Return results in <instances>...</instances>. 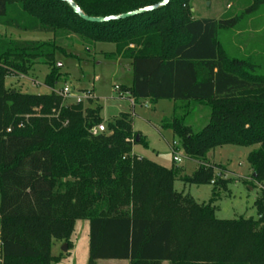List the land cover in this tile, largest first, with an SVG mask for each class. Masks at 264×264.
<instances>
[{
    "label": "trees",
    "instance_id": "obj_1",
    "mask_svg": "<svg viewBox=\"0 0 264 264\" xmlns=\"http://www.w3.org/2000/svg\"><path fill=\"white\" fill-rule=\"evenodd\" d=\"M161 1L72 0L91 18ZM197 1L206 0H171L134 18L93 24L62 0H0V26L53 38L0 37V264L60 262L51 255L52 244L69 250L80 220L89 223V264H264V72L250 59L230 57L219 40L240 18L195 19L190 4ZM251 1L246 13L264 4ZM69 36L91 46L113 45L108 57L130 61L131 84L122 90L134 103H174L172 119L160 128L196 163L190 176L133 153L143 141L130 113L93 136L91 130L103 124L100 106L84 109L53 92L30 95L6 87L9 75L27 76L40 64L49 70L44 86L54 90L62 77L55 57H75L61 47ZM193 104L209 110L198 132L186 124ZM223 146H257L247 157L251 182L261 190L256 219L215 217L214 204L228 182L208 154ZM177 178L211 185L210 200L199 204L175 192Z\"/></svg>",
    "mask_w": 264,
    "mask_h": 264
},
{
    "label": "rangeland",
    "instance_id": "obj_2",
    "mask_svg": "<svg viewBox=\"0 0 264 264\" xmlns=\"http://www.w3.org/2000/svg\"><path fill=\"white\" fill-rule=\"evenodd\" d=\"M229 5V7H227ZM252 5L251 0H206L190 4L195 19H222L236 16L240 21L233 30L224 31L220 42L227 54L236 59H250L264 72V4L254 12L246 13ZM0 37L21 41H51V34L20 32L0 26ZM61 47L74 58L55 57L60 65V82L54 91L68 86L71 94L64 99V104H72L74 96L90 94L91 98L82 101L84 109L101 107L100 117L105 125L120 113L132 115L133 131L141 136L143 143L133 146V153L139 158L149 160L165 169L177 166L183 174L190 176L196 169V163L188 160L178 145L181 162H173L172 144L177 143L168 130H162L161 123L170 121L174 103L171 101H142L134 103L123 92L131 84V63L129 60L110 58L115 48L110 44L91 46L75 36L62 40ZM49 73L47 67L37 64L27 76L11 74L6 80V87L30 95H45L52 92L44 86V78ZM118 87L119 90H115ZM125 94V95H124ZM186 124L194 132L200 131L208 122L209 110L201 105H190ZM257 146H223L208 154L210 165L219 166L222 178L228 182L214 204L215 217L218 220H237L239 218L256 219L255 202L260 196V186L251 182V169L247 163L248 155ZM218 173V172H217ZM174 191L184 193L197 203H207L211 198V185H185L180 179L174 183ZM71 247L62 252L64 243L54 241L51 255L60 257L56 264H89V223L77 221L70 238ZM100 264H128L125 261Z\"/></svg>",
    "mask_w": 264,
    "mask_h": 264
},
{
    "label": "water",
    "instance_id": "obj_3",
    "mask_svg": "<svg viewBox=\"0 0 264 264\" xmlns=\"http://www.w3.org/2000/svg\"><path fill=\"white\" fill-rule=\"evenodd\" d=\"M62 1L65 2L72 9V11L76 15H78L83 21L88 22V23H93V24H103V23H108V22H112V21L126 20L129 18H134V17L140 16V15L155 11L157 9H160V8L167 6L171 0H162L160 3H158L157 5L152 6V7L139 9V10L129 12V13H125V14L115 16V17H106V18L88 17L80 11V9L72 2V0H62ZM58 67H61V66L58 65ZM136 142H138V137H136ZM253 177H254V175H253ZM67 250H68V246H67V244L64 243V245L62 247V252L65 253V252H67Z\"/></svg>",
    "mask_w": 264,
    "mask_h": 264
},
{
    "label": "built area",
    "instance_id": "obj_4",
    "mask_svg": "<svg viewBox=\"0 0 264 264\" xmlns=\"http://www.w3.org/2000/svg\"><path fill=\"white\" fill-rule=\"evenodd\" d=\"M115 90H119V88L115 87ZM52 92L62 99V103H64L63 102L64 99L68 98L70 96V94H71V90L66 85H64L60 90H58V91L52 90ZM126 97H128L127 94H126ZM72 98L74 100L72 104H82V101L90 99L91 95L88 93V94H82L79 97L74 96ZM19 127H21V126H19ZM105 130H106L105 129V125L102 124V125H99V126L93 128L91 130V134L93 136H95V135L104 133ZM10 131H11V129H8L7 133H9ZM177 152H178V145L176 143H173L172 144L173 162L176 163V164H179L181 162V159H180L179 155L177 154Z\"/></svg>",
    "mask_w": 264,
    "mask_h": 264
},
{
    "label": "crops",
    "instance_id": "obj_5",
    "mask_svg": "<svg viewBox=\"0 0 264 264\" xmlns=\"http://www.w3.org/2000/svg\"><path fill=\"white\" fill-rule=\"evenodd\" d=\"M194 12V11H192ZM127 98V97H126ZM102 262V261H100ZM100 262H98L97 264H100ZM107 263H116V262H122V261H106ZM127 263V262H126ZM163 264H167V263H163Z\"/></svg>",
    "mask_w": 264,
    "mask_h": 264
}]
</instances>
